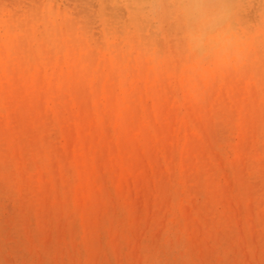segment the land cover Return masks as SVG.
I'll return each instance as SVG.
<instances>
[{
  "label": "rangeland",
  "instance_id": "374dc122",
  "mask_svg": "<svg viewBox=\"0 0 264 264\" xmlns=\"http://www.w3.org/2000/svg\"><path fill=\"white\" fill-rule=\"evenodd\" d=\"M0 264H264V0H0Z\"/></svg>",
  "mask_w": 264,
  "mask_h": 264
},
{
  "label": "bare ground",
  "instance_id": "6f19581e",
  "mask_svg": "<svg viewBox=\"0 0 264 264\" xmlns=\"http://www.w3.org/2000/svg\"><path fill=\"white\" fill-rule=\"evenodd\" d=\"M205 19V18H204ZM203 28H201V31L203 32L204 35H206V37H208V29H207V26H202ZM224 52V51H223ZM149 103V102H148ZM79 111V110H77ZM92 118V117H91ZM76 122V121H75ZM110 122V121H109ZM181 143V142H180ZM158 167V166H157ZM224 189V187H223ZM23 190V189H22ZM225 190V189H224ZM169 256V255H168ZM160 258V257H159Z\"/></svg>",
  "mask_w": 264,
  "mask_h": 264
}]
</instances>
